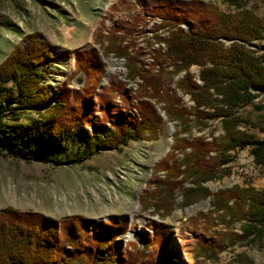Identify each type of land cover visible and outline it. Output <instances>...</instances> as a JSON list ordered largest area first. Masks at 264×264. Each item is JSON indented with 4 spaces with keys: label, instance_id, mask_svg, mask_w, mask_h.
Segmentation results:
<instances>
[{
    "label": "trees",
    "instance_id": "1",
    "mask_svg": "<svg viewBox=\"0 0 264 264\" xmlns=\"http://www.w3.org/2000/svg\"><path fill=\"white\" fill-rule=\"evenodd\" d=\"M223 1L233 11L224 13L192 0L154 1L106 34L97 31L98 41L106 43L103 53L123 59L126 68L123 80L111 77L109 87L98 94L95 86L103 65L96 49L75 51V74L51 89L44 85L46 77L65 60V53H54L40 33L23 36L0 62V157L76 165L99 151H116L145 137L155 139L162 125L155 102L177 129L169 151L152 168L149 187L139 197L141 208L150 207L165 217L175 196H180L181 208L209 198L207 212L190 219L204 236L195 240L191 251L195 264L214 261L226 246L260 242L264 190L233 185L212 193L203 186L229 174L230 152L247 148L254 164L264 165V143L243 129L264 131V126L236 113L264 97V58L252 49L264 40L263 22L242 0ZM148 18L159 20L150 27L151 42L157 45L151 55L152 75L141 69V53L132 51L134 35L145 33ZM191 66L199 69L197 80L189 72ZM79 73L85 76L84 84L72 87L71 80ZM179 74L173 89L157 88L163 77L171 83ZM130 83L137 91L127 87ZM176 91L189 97V108L181 106ZM26 112L39 120L21 123ZM213 121L219 124V135L211 133L209 140L192 136L193 130L203 131ZM85 127L91 133L72 154L49 155L51 144ZM130 229L126 217L55 220L5 208L0 212V264H181L180 252L170 247L167 225L152 223L146 231L134 232L133 240L124 241L122 236Z\"/></svg>",
    "mask_w": 264,
    "mask_h": 264
},
{
    "label": "rangeland",
    "instance_id": "2",
    "mask_svg": "<svg viewBox=\"0 0 264 264\" xmlns=\"http://www.w3.org/2000/svg\"><path fill=\"white\" fill-rule=\"evenodd\" d=\"M154 1L161 0H0V62L21 42L23 36L40 33L54 53H65V60L55 65L46 77L44 85L52 89L75 74V51L94 48L103 65V74L95 86V94H98L102 88L109 87L107 85L111 77V81L123 80L126 68L124 69L125 63L122 65L123 59L116 58L111 53H103L106 43L98 41L97 31L101 30L106 34L110 27L128 21L137 12L142 13V7L145 4L151 5ZM192 1L212 4L224 13L233 11V7L227 6L223 0ZM242 1L246 9L260 19L264 26V0ZM153 20L148 18L149 22H144L147 24L143 27V35H134L135 44L132 48V51L144 55L149 53L148 61L157 48L151 42L153 32H150V27L159 20ZM252 49L264 58V40ZM198 71L197 67L189 68L196 80ZM149 72L151 75L155 74ZM181 76L179 74L171 83L163 77L157 88L173 89L174 83ZM106 77H109L108 84L104 81ZM73 79L71 86L78 88L72 83ZM133 83L127 86L131 91L136 90L131 86ZM176 95L181 98L182 107L189 108L192 105L187 95L179 91H176ZM114 100L119 103L118 97ZM154 104V107L160 105ZM260 106L263 107L261 110L255 108ZM157 110L162 125L155 139L145 137L144 140L130 141L116 151H99L81 164L54 166L0 157V212L5 208H12L18 213L41 214L55 220L73 216L91 220L126 217L131 229L122 236L124 241L133 240L134 232L146 231L152 223L161 222L168 226L170 247L180 252L181 264H195L191 251L195 240L204 236L193 228L190 219L200 212H207L209 198L181 208L178 205L181 198L175 196L172 210L165 217L155 214L150 207L143 210L139 203V197L149 187L148 183L153 176L152 168L169 151L171 135L177 129L175 122L166 120L160 106ZM236 113L258 126H264V97H256L251 104L237 109ZM37 120L39 118L36 114L26 112L22 114L20 122ZM243 129L255 141L264 143V131L245 126ZM84 130L86 132L72 134L51 144L49 155L63 158L72 154L91 133L89 128L85 127ZM211 133L214 136L221 133L216 121L203 131L193 130L192 136H203L209 140L208 135ZM230 155L231 161L227 165L229 174L204 183L203 186L212 193L233 185L264 190V165H255L247 148L230 152ZM157 176L162 179L163 173ZM204 264H264V236L260 242L226 246L214 261H206Z\"/></svg>",
    "mask_w": 264,
    "mask_h": 264
},
{
    "label": "built area",
    "instance_id": "3",
    "mask_svg": "<svg viewBox=\"0 0 264 264\" xmlns=\"http://www.w3.org/2000/svg\"><path fill=\"white\" fill-rule=\"evenodd\" d=\"M151 48V47H150ZM149 52V51H148ZM144 56V57H143ZM143 57V58H142ZM148 59H149V53L148 54H145L142 53L141 54V57H140V67L142 69H145L147 71H151L150 68H148ZM160 105H156L155 108L158 109Z\"/></svg>",
    "mask_w": 264,
    "mask_h": 264
},
{
    "label": "water",
    "instance_id": "4",
    "mask_svg": "<svg viewBox=\"0 0 264 264\" xmlns=\"http://www.w3.org/2000/svg\"><path fill=\"white\" fill-rule=\"evenodd\" d=\"M84 74L83 73H80L79 75H77L74 79H73V84L76 86V87H80L83 85V82H84Z\"/></svg>",
    "mask_w": 264,
    "mask_h": 264
},
{
    "label": "bare ground",
    "instance_id": "5",
    "mask_svg": "<svg viewBox=\"0 0 264 264\" xmlns=\"http://www.w3.org/2000/svg\"><path fill=\"white\" fill-rule=\"evenodd\" d=\"M156 47H157V45H155ZM122 61V60H121ZM123 62V61H122ZM151 59L148 61V66H150L151 65ZM124 63V62H123ZM122 63V65L124 66V64ZM118 69H119V67H118ZM119 73V72H118ZM125 75V74H124ZM124 75H123V78H124ZM108 78L109 77H106L105 79H104V81H105V84L107 83L108 84ZM105 84H103V86L105 85ZM131 86H134L135 87V85H131ZM132 89V88H131ZM132 90H135V89H132Z\"/></svg>",
    "mask_w": 264,
    "mask_h": 264
},
{
    "label": "crops",
    "instance_id": "6",
    "mask_svg": "<svg viewBox=\"0 0 264 264\" xmlns=\"http://www.w3.org/2000/svg\"><path fill=\"white\" fill-rule=\"evenodd\" d=\"M86 128H87V127H86ZM80 132L84 133V132H86V131L84 130V128L81 129L80 131H77V132L75 131V133H77V134L80 133Z\"/></svg>",
    "mask_w": 264,
    "mask_h": 264
}]
</instances>
